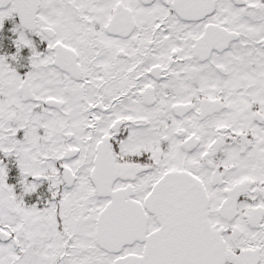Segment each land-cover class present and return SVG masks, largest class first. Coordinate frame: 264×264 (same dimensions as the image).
<instances>
[{"label":"snow or ice","instance_id":"obj_1","mask_svg":"<svg viewBox=\"0 0 264 264\" xmlns=\"http://www.w3.org/2000/svg\"><path fill=\"white\" fill-rule=\"evenodd\" d=\"M0 264H264V0H0Z\"/></svg>","mask_w":264,"mask_h":264},{"label":"flooded vegetation","instance_id":"obj_2","mask_svg":"<svg viewBox=\"0 0 264 264\" xmlns=\"http://www.w3.org/2000/svg\"><path fill=\"white\" fill-rule=\"evenodd\" d=\"M16 20L18 21V17H16ZM7 26H11V22H7Z\"/></svg>","mask_w":264,"mask_h":264}]
</instances>
